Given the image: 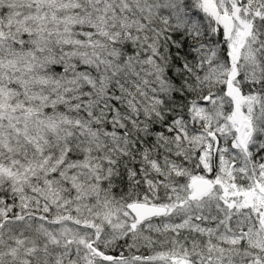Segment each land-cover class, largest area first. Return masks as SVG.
<instances>
[{
  "label": "snow or ice",
  "instance_id": "6c2138e0",
  "mask_svg": "<svg viewBox=\"0 0 264 264\" xmlns=\"http://www.w3.org/2000/svg\"><path fill=\"white\" fill-rule=\"evenodd\" d=\"M0 264H264V0H0Z\"/></svg>",
  "mask_w": 264,
  "mask_h": 264
}]
</instances>
